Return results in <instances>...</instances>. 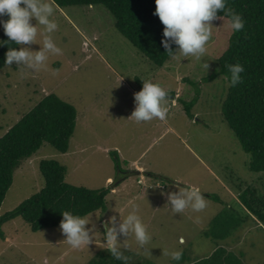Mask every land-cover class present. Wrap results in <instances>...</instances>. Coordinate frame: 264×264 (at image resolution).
I'll use <instances>...</instances> for the list:
<instances>
[{
    "label": "rangeland",
    "instance_id": "1",
    "mask_svg": "<svg viewBox=\"0 0 264 264\" xmlns=\"http://www.w3.org/2000/svg\"><path fill=\"white\" fill-rule=\"evenodd\" d=\"M55 19L59 28L54 39L62 55L49 58V71L37 73L35 68L13 62L0 72V139L50 94L76 108L75 133L67 154L45 144L21 165L0 217L45 188L40 173L45 160L65 166L66 183L72 186L112 191L106 199V213L87 217L86 228L94 231L86 248L68 246L60 227L34 233L17 218L3 227L6 239L0 238V264H88L108 249L104 222L114 216L118 226L134 205L153 241L151 255L146 257L128 237L119 236V250L131 253L133 261L197 264L215 254L214 247L219 245L244 264H264V226L255 223L240 200L247 190L252 192L250 202L264 199V174L251 171L250 156L225 121L226 78L206 81L219 69L218 61L227 50L233 32L229 21L209 22L212 38L199 61L192 55L182 56L178 47L159 68L116 30L115 19L103 6L58 9ZM38 40L21 48L40 51L42 38ZM204 63L209 66L205 71ZM145 80L160 83L171 97L163 121L137 123L130 118L136 107L134 94L142 90L139 84ZM198 92L199 102L188 114L185 104ZM193 186L207 199L206 209L173 213L162 192ZM231 207L236 217L228 220L227 233L221 238L207 237L212 221ZM180 237L183 244L178 243ZM178 249L183 252L179 262L165 254Z\"/></svg>",
    "mask_w": 264,
    "mask_h": 264
},
{
    "label": "trees",
    "instance_id": "2",
    "mask_svg": "<svg viewBox=\"0 0 264 264\" xmlns=\"http://www.w3.org/2000/svg\"><path fill=\"white\" fill-rule=\"evenodd\" d=\"M56 3L61 10L72 7H105L115 19L116 30L159 68L170 61L179 47L174 43L170 44L172 56L163 47L161 41L166 39L163 36L165 26L158 15L154 14L155 0H56ZM228 8L243 17L245 26L240 32H232L227 50L218 61L219 69L206 81H214L221 76L229 78V65L240 64L244 67L242 82L235 87L229 86L223 115L243 151L250 156L251 171L264 174V0H226L225 10L217 11V19L229 21L226 15ZM0 42H3L0 43L1 72L8 66L5 63L6 53L13 48L20 50L21 45L11 42L3 29ZM139 85L142 89L143 83L140 82ZM199 98L198 92L194 100L185 104L188 114L199 102ZM77 118L74 106L50 94L0 139V208L13 185L15 172L25 161L35 156L42 146L50 145L62 154L69 152ZM40 173L44 178L45 188L13 212L0 217L2 240L6 239L4 225L17 218H22L32 232L38 233L59 227L65 211L81 217H89L98 212L106 213V199L112 188L90 190L72 186L66 183L67 168L57 161H42ZM251 193V190H247L240 196L241 204L253 215L257 225L261 223L264 226V199L258 204L251 203L248 198ZM235 217L232 207L221 213L212 221L206 236L221 238L222 233H227L224 228L227 227L228 220H234ZM216 248L215 254L197 264H244L233 254L220 249L219 245ZM121 253L127 258L126 261L117 260L105 248L88 264H154L149 260L133 261L128 251Z\"/></svg>",
    "mask_w": 264,
    "mask_h": 264
},
{
    "label": "clouds",
    "instance_id": "3",
    "mask_svg": "<svg viewBox=\"0 0 264 264\" xmlns=\"http://www.w3.org/2000/svg\"><path fill=\"white\" fill-rule=\"evenodd\" d=\"M155 5L154 14L158 15L165 26L163 36L166 39L161 43L169 50V56H172L170 44L174 43L179 46L182 56L192 55L199 61L200 57L205 55L206 45L212 38L209 22L217 19L218 10H225L226 0H155ZM58 9L56 0H0V18L7 17L6 20L0 19V26L11 42L16 45L40 43L38 37L42 38V50L33 52L27 48H13L6 53V64L22 63L37 69V73L49 71V58L62 55V49L54 39V34L59 28L55 19ZM226 15L229 17V27L234 33L244 28L245 21L240 14L228 8ZM33 20L37 22L35 25ZM201 65L204 71L209 67L207 63ZM244 71L240 64L229 65L230 77L226 78L228 86L235 87L241 83V73ZM53 74H56L55 71ZM169 99L171 97L160 83L145 80L142 90L134 94L136 107L130 118L137 123L154 119L163 121L167 116L165 105ZM162 195H166L173 213L181 214L186 210L199 213L207 207V199L195 186L180 188L175 192H162ZM62 215L59 227L67 237L66 244L74 250L86 248L92 242L90 231H94V228H86L89 224L87 216L73 215L70 211H65ZM196 222H199V217ZM104 229L107 248L117 260L127 259L119 250V236L128 237L129 241H133L137 252L143 249L144 256L151 255L153 234L139 214L137 206H132L131 210L122 216V223L118 226L116 218L110 217L104 222ZM129 241L125 245L126 248L130 247ZM178 243L183 244L184 238L180 237ZM165 254L175 262L181 261L183 256L182 250L179 249Z\"/></svg>",
    "mask_w": 264,
    "mask_h": 264
},
{
    "label": "crops",
    "instance_id": "4",
    "mask_svg": "<svg viewBox=\"0 0 264 264\" xmlns=\"http://www.w3.org/2000/svg\"><path fill=\"white\" fill-rule=\"evenodd\" d=\"M111 181H112V180L109 178V179H108V182H111ZM113 192H114V191H113ZM213 238H214V237H213ZM219 247H222V246H219ZM216 249H217V248L214 247V251H215ZM214 251H213V252H214Z\"/></svg>",
    "mask_w": 264,
    "mask_h": 264
}]
</instances>
